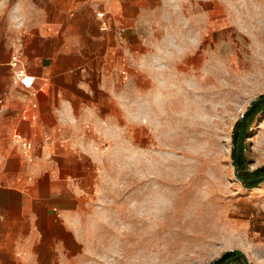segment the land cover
Segmentation results:
<instances>
[{"label": "rangeland", "instance_id": "rangeland-1", "mask_svg": "<svg viewBox=\"0 0 264 264\" xmlns=\"http://www.w3.org/2000/svg\"><path fill=\"white\" fill-rule=\"evenodd\" d=\"M44 1L0 0V28L17 2ZM181 2L141 29L150 58L124 66L123 110L95 138L81 248L64 264H212L226 251L264 264V181L243 186L232 152L234 126L264 95V0ZM261 166L264 106L239 168Z\"/></svg>", "mask_w": 264, "mask_h": 264}, {"label": "crops", "instance_id": "crops-1", "mask_svg": "<svg viewBox=\"0 0 264 264\" xmlns=\"http://www.w3.org/2000/svg\"><path fill=\"white\" fill-rule=\"evenodd\" d=\"M181 1L45 0L33 10L17 2L5 14L0 264H64L80 251L75 217L91 194L95 138L105 123L115 130L123 110L124 66L132 74L130 63L150 58L141 29L181 14ZM97 11L106 13L105 30ZM16 53L30 86L13 81ZM14 130L31 142L28 157L11 141Z\"/></svg>", "mask_w": 264, "mask_h": 264}, {"label": "trees", "instance_id": "trees-1", "mask_svg": "<svg viewBox=\"0 0 264 264\" xmlns=\"http://www.w3.org/2000/svg\"><path fill=\"white\" fill-rule=\"evenodd\" d=\"M263 106L264 95L252 101L242 114V117L238 120L237 124L234 126L232 134V139L234 141L232 150L233 162L236 167L237 175L241 178L242 185L247 188H253L264 181L263 166L256 168L248 174L242 173L239 168L243 162V140L246 136L249 121L254 118V116L263 108ZM236 262L238 264H247L246 259L241 253L226 251L212 264H230Z\"/></svg>", "mask_w": 264, "mask_h": 264}, {"label": "built area", "instance_id": "built-area-1", "mask_svg": "<svg viewBox=\"0 0 264 264\" xmlns=\"http://www.w3.org/2000/svg\"><path fill=\"white\" fill-rule=\"evenodd\" d=\"M96 16L100 19V28L103 30L107 29L108 20H107L106 13L103 11H97ZM123 30L124 28L121 27L120 33H122ZM10 66L12 68L13 81L20 82L23 86H30L33 80V77L31 75H28L25 71V68L20 65L19 55L17 53L12 54L11 59H10ZM3 100H4V96L0 95V106L3 103ZM11 141L20 147L22 153L26 157L30 155L32 144L20 132H18L17 130H14L11 133Z\"/></svg>", "mask_w": 264, "mask_h": 264}, {"label": "water", "instance_id": "water-1", "mask_svg": "<svg viewBox=\"0 0 264 264\" xmlns=\"http://www.w3.org/2000/svg\"><path fill=\"white\" fill-rule=\"evenodd\" d=\"M234 174L236 175V177L238 178V179H240L241 180V178L237 175V172H236V167L234 166Z\"/></svg>", "mask_w": 264, "mask_h": 264}]
</instances>
